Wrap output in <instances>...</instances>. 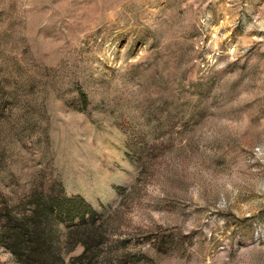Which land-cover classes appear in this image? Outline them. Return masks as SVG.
<instances>
[{
  "label": "rangeland",
  "instance_id": "obj_1",
  "mask_svg": "<svg viewBox=\"0 0 264 264\" xmlns=\"http://www.w3.org/2000/svg\"><path fill=\"white\" fill-rule=\"evenodd\" d=\"M39 186L95 264H264V0H0V264Z\"/></svg>",
  "mask_w": 264,
  "mask_h": 264
},
{
  "label": "trees",
  "instance_id": "obj_2",
  "mask_svg": "<svg viewBox=\"0 0 264 264\" xmlns=\"http://www.w3.org/2000/svg\"><path fill=\"white\" fill-rule=\"evenodd\" d=\"M33 189L28 206L29 214L19 219L6 214L8 219L3 223L2 244L9 250L15 263L95 264L97 259L95 249L102 242L95 224L96 216L91 215L78 225L67 228L66 234H58V232L55 234L48 227V217H44L45 210L49 212L53 210L54 206H51L54 200L47 198L44 201L39 198L44 192L41 186ZM61 208H58V214L66 213V216L70 218V213L62 212ZM54 209L56 210L57 207ZM79 245L83 248L82 254L66 262V254Z\"/></svg>",
  "mask_w": 264,
  "mask_h": 264
}]
</instances>
